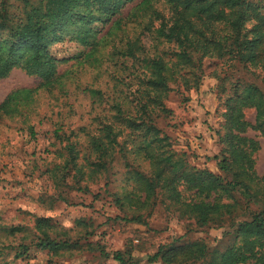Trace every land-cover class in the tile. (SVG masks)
<instances>
[{
	"label": "trees",
	"instance_id": "1",
	"mask_svg": "<svg viewBox=\"0 0 264 264\" xmlns=\"http://www.w3.org/2000/svg\"><path fill=\"white\" fill-rule=\"evenodd\" d=\"M10 2L0 3V79L22 68L41 82L35 89L9 94L0 104V120L9 115L26 117L39 96L50 106L69 105L70 115L79 98L85 96L92 100L94 112L104 103L105 94L92 82L107 76L122 90L131 79H137L140 86L133 101L137 113H128L125 104H113L112 121L95 117L93 122L102 128L90 136L88 162L93 166V151L101 154L100 159L107 152L117 151L126 169V181L135 185L134 191L123 198L118 196L117 203L124 206L125 201L132 202L135 195L143 193V204L148 205L161 196L177 206L181 217L194 219L200 227L237 217L232 204L221 202L224 198L236 202V192L254 201L261 211L238 221V243L225 251L214 250L208 264H264V174L256 175L253 159L260 147L242 136L249 126L243 120L245 109H255V127L264 135V92L256 84L239 79L230 83L220 110L223 121L216 133L222 175L192 165L188 154L175 150L172 137L157 123L170 112L166 107L170 93L200 88L206 58L264 69V0ZM66 38L80 46V51L73 64L59 72V65L67 60L55 59L49 47ZM61 112L56 113L58 118ZM115 123L125 131L117 129ZM65 149L76 164L74 145ZM96 166L107 167L102 163ZM131 221L142 222L140 216ZM44 222L56 230L58 224L52 219ZM61 244L46 235L39 247L56 254ZM208 253L202 242L171 244L160 247L154 260L189 264L206 259ZM116 259L120 264H138L119 255Z\"/></svg>",
	"mask_w": 264,
	"mask_h": 264
},
{
	"label": "rangeland",
	"instance_id": "2",
	"mask_svg": "<svg viewBox=\"0 0 264 264\" xmlns=\"http://www.w3.org/2000/svg\"><path fill=\"white\" fill-rule=\"evenodd\" d=\"M49 51L55 59L67 60L59 65V72H63L73 64L80 46L66 38L52 43ZM106 77L92 82L105 94L104 103L94 112L92 100L85 96L79 98L71 115L69 105L50 106L39 96L26 117L9 115L0 120V264H120L117 255L138 264H164L154 260L160 247L196 242L205 243L209 253L206 259L189 264H208L214 250L225 251L238 243V221L251 219L261 211L259 204L236 192V202L227 198L221 202L232 204L237 217L200 227L194 219L181 217L177 206L161 196L148 205L143 204V193L135 195L132 202L125 201L124 206L117 203L118 196L123 198L135 189L133 182L126 181L120 155L110 151L100 159L101 154L92 150V166L88 146L91 134L102 128L95 125L94 118L100 115L112 121L113 104H125L128 113H137L133 101L140 83L131 79L130 85L120 90L112 78ZM238 79L256 84L264 92V69L206 58L200 88L170 93L166 99L170 112L157 122L172 137L175 150L188 154L192 165L219 175L221 156L216 133L223 121L220 110L230 83ZM40 82L36 75L14 69L0 79V104L12 92L35 89ZM59 111L62 115L58 118ZM255 119V109L244 110L243 120L249 126L242 136L259 144L253 156L254 172L262 177L264 135L255 127ZM115 127L125 131L118 123ZM70 144L78 157L76 164L65 149ZM99 163L107 165V170L97 167ZM137 216L142 222L131 221ZM46 219L58 224L56 230L45 226L49 223L44 222ZM88 232L92 234L86 237ZM46 235L62 242L56 254L39 247Z\"/></svg>",
	"mask_w": 264,
	"mask_h": 264
},
{
	"label": "crops",
	"instance_id": "3",
	"mask_svg": "<svg viewBox=\"0 0 264 264\" xmlns=\"http://www.w3.org/2000/svg\"><path fill=\"white\" fill-rule=\"evenodd\" d=\"M203 142V141H202ZM203 143H206V142H203Z\"/></svg>",
	"mask_w": 264,
	"mask_h": 264
}]
</instances>
